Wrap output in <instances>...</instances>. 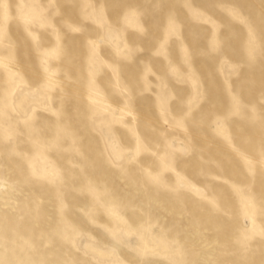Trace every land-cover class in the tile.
<instances>
[{
	"label": "rangeland",
	"instance_id": "1",
	"mask_svg": "<svg viewBox=\"0 0 264 264\" xmlns=\"http://www.w3.org/2000/svg\"><path fill=\"white\" fill-rule=\"evenodd\" d=\"M0 264H264V0H0Z\"/></svg>",
	"mask_w": 264,
	"mask_h": 264
}]
</instances>
